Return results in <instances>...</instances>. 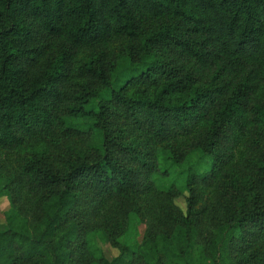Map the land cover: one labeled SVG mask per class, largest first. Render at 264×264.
Instances as JSON below:
<instances>
[{
  "label": "trees",
  "instance_id": "1",
  "mask_svg": "<svg viewBox=\"0 0 264 264\" xmlns=\"http://www.w3.org/2000/svg\"><path fill=\"white\" fill-rule=\"evenodd\" d=\"M0 177V264H264V0H0Z\"/></svg>",
  "mask_w": 264,
  "mask_h": 264
},
{
  "label": "rangeland",
  "instance_id": "2",
  "mask_svg": "<svg viewBox=\"0 0 264 264\" xmlns=\"http://www.w3.org/2000/svg\"><path fill=\"white\" fill-rule=\"evenodd\" d=\"M125 65H126V63L119 62L117 64V68H115L113 70V74H114L113 78H114L115 82L112 83V86H111L112 88H116L118 86L119 82L117 80H115V78H116V76L119 77V75H120L121 71L123 70V68L125 67ZM108 95H109V91L108 90H107V92L102 93V97L103 98L104 97L106 98ZM95 104L96 103H94V98H91L90 99V108H91L90 110L91 111H94ZM86 119L87 118H82V119H79L77 121H73L72 119H66V121L69 124H74V126L79 128V129L86 130V129H88V127L86 126L88 120H86ZM158 184H160V186H165V185L169 184V181H168V179L167 180L163 179V180H160V183H158ZM4 185H5V180L0 177V189ZM181 194H182V196L177 198L175 200V203L183 212H185V210H186L185 199L188 196V193L184 189L181 188ZM10 207H11V205H10L9 197H5V196L1 197L0 198V229H1L2 225H3V223H4V214H5L6 211H8V209ZM102 249H103V252H104V254H105V256L107 258H112V257L117 255V251L112 249V248H110V247H108V245H104Z\"/></svg>",
  "mask_w": 264,
  "mask_h": 264
}]
</instances>
